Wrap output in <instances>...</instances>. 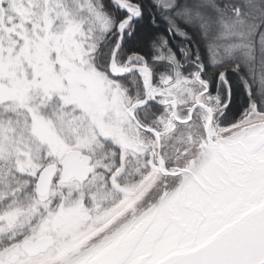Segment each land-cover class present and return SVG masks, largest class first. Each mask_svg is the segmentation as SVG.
<instances>
[{"label": "snow or ice", "instance_id": "1", "mask_svg": "<svg viewBox=\"0 0 264 264\" xmlns=\"http://www.w3.org/2000/svg\"><path fill=\"white\" fill-rule=\"evenodd\" d=\"M0 264H264V0H0Z\"/></svg>", "mask_w": 264, "mask_h": 264}]
</instances>
